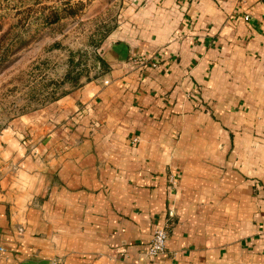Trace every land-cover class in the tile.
<instances>
[{
  "label": "crops",
  "instance_id": "crops-1",
  "mask_svg": "<svg viewBox=\"0 0 264 264\" xmlns=\"http://www.w3.org/2000/svg\"><path fill=\"white\" fill-rule=\"evenodd\" d=\"M117 2L102 74L0 130V264H264V1Z\"/></svg>",
  "mask_w": 264,
  "mask_h": 264
},
{
  "label": "rangeland",
  "instance_id": "rangeland-1",
  "mask_svg": "<svg viewBox=\"0 0 264 264\" xmlns=\"http://www.w3.org/2000/svg\"><path fill=\"white\" fill-rule=\"evenodd\" d=\"M117 0H0V130L103 72Z\"/></svg>",
  "mask_w": 264,
  "mask_h": 264
},
{
  "label": "built area",
  "instance_id": "built-area-1",
  "mask_svg": "<svg viewBox=\"0 0 264 264\" xmlns=\"http://www.w3.org/2000/svg\"><path fill=\"white\" fill-rule=\"evenodd\" d=\"M170 180L172 183H174L173 177H170ZM167 235H168L167 230L165 229L164 225L162 224L154 225L151 236L144 249V254L148 257H154L155 255L164 252Z\"/></svg>",
  "mask_w": 264,
  "mask_h": 264
}]
</instances>
